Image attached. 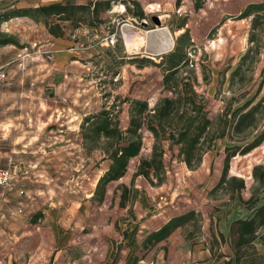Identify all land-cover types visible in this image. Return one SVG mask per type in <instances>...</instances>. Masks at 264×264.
<instances>
[{
	"label": "rangeland",
	"instance_id": "1",
	"mask_svg": "<svg viewBox=\"0 0 264 264\" xmlns=\"http://www.w3.org/2000/svg\"><path fill=\"white\" fill-rule=\"evenodd\" d=\"M56 1L68 9L47 19L57 31L52 34L56 39L51 40L62 45L58 48L81 51L76 54L78 61L61 76L58 90L40 93L37 125L53 135L55 149L50 156L40 152L37 171L16 170L14 177L24 189L19 195L38 199L39 208L32 213L47 217L44 223H35L62 237L59 242L55 236L52 242L53 248L60 245L65 249L59 256L62 264H203L201 254L194 250L204 247L211 251L212 264L233 258L229 230L224 239L219 232L234 219L252 215L242 202L264 195V182L252 174L254 165L264 164V137L245 154L230 157L227 174L221 178L226 147L241 148L264 133V9L243 16L248 5L264 0ZM2 8L0 4V70L8 71L9 78L0 80V90L4 89L2 94L0 91V114L6 115L7 102L14 103L8 110L11 114L16 111L15 102L33 100L39 94L21 88L28 84L32 69L43 63V55L36 58L37 49L49 48L43 45L42 29L33 24L40 18L37 13L32 12L27 23L13 20L6 24L16 9L6 12ZM131 17L141 22H134L140 28L135 30L168 26L174 43L186 31L182 40L187 64L180 67L178 80L180 86L191 82L208 98L213 125L204 137L200 164L188 168L167 151L160 182L154 175L151 180L134 175L153 142L151 133L142 127L138 155L129 159L121 177L105 185L99 199L96 184L110 163L106 154L130 135L126 129L132 101H145L148 109L159 97L172 94L163 83V64L159 62L173 48L154 57L143 46L126 51L123 42L128 32L113 46L103 43L106 31ZM21 60L26 73L23 80L20 70L12 71ZM50 102L54 105L46 104ZM45 117H50L47 128ZM105 122L114 128L113 136L99 130ZM24 175L29 177L22 178ZM241 180L244 186L238 188ZM179 214L187 215L184 224L160 244H143L141 230H151ZM31 227V222L25 225ZM259 233H264V226ZM253 243L257 253L247 251L239 264H250V259H254L252 264H264V239Z\"/></svg>",
	"mask_w": 264,
	"mask_h": 264
},
{
	"label": "trees",
	"instance_id": "2",
	"mask_svg": "<svg viewBox=\"0 0 264 264\" xmlns=\"http://www.w3.org/2000/svg\"><path fill=\"white\" fill-rule=\"evenodd\" d=\"M197 7H200V4H197ZM60 9L65 11L68 7L61 2L35 7L33 12L41 18L36 17L35 20H41L49 33L57 35V31L52 27L53 24L48 23L47 19L50 15L57 14ZM258 9H264V1L248 5L243 16L250 15ZM24 14L28 15V12L24 11ZM257 17L255 15L254 19L256 20ZM184 35H186V31L176 39L173 50L166 56L164 55L159 62V64H163V83L169 90H172V94L159 97L148 109L145 101L138 99L132 101L129 126L126 129L130 135L125 143H115L113 149L106 154L110 163L96 184L99 199L104 196L105 185L109 181L121 177L126 170L129 159L138 155L141 147V134L138 131L142 127L151 133L153 142L150 154L139 160L134 175H142L149 180H151V175H154L156 180L160 182L162 180L161 171L164 167L163 156L167 151L184 162L188 168L193 169L200 164L205 152L203 140L213 125V117L209 115L208 98L203 93L197 92L193 84L188 81H184L183 85L180 86L177 73L180 67L187 64V56L183 51L182 37ZM144 111H146L145 114H143ZM113 129L109 127L107 122L99 128L105 132L106 136H113L115 132ZM263 137L264 133L258 139L243 145L241 148L238 146L226 147L222 180L227 174L230 157L236 153L245 154L250 151L259 144ZM252 174L256 180L263 183L264 164L254 165ZM243 186L241 180L238 188ZM260 199L264 200V195L262 198L251 196L242 202L246 209L252 211V215L236 218L230 223L229 233L234 257L226 259L223 264H239L240 258L247 251L249 255L257 253L254 251L253 242L257 238L264 239V233H259V229L264 226V201L257 204ZM186 220L187 215L185 214L170 217L159 229L152 231L143 243H155L164 239L171 231L184 224ZM219 236L220 239H224L221 232H219ZM249 263H254V259H250Z\"/></svg>",
	"mask_w": 264,
	"mask_h": 264
},
{
	"label": "crops",
	"instance_id": "3",
	"mask_svg": "<svg viewBox=\"0 0 264 264\" xmlns=\"http://www.w3.org/2000/svg\"><path fill=\"white\" fill-rule=\"evenodd\" d=\"M53 2H60L56 0H20L15 3L9 4L6 0H0V4L3 7L1 10L8 12L12 8L16 9V13L9 16L8 21L19 20L23 23L30 21L29 17H32L31 13L35 7L40 5H47ZM24 11L28 12L24 14ZM34 13V12H33ZM35 21H39L36 22ZM33 24L41 31L43 40L46 42L43 44L53 51V58L51 61H45L41 59L43 63L38 64L35 69H32V75L28 78V84L22 87V91H35L37 94L33 100H20L15 102L16 111L8 112L10 108H13L14 103L5 106L6 112L8 114H0V166L7 167L14 173L16 170H20L25 173H34L40 166L41 157L40 152H44L50 156V153L55 149L52 145L53 135L50 133L42 132L40 127H38V122L40 118V93H50L54 90H58L60 87L61 76H64V71L70 66L78 61L79 56L76 54L81 51L75 48H58L61 44L53 42L52 39H56L47 30L44 23L41 20H35ZM38 60V59H37ZM42 66V67H41ZM20 69L12 70L16 73ZM8 72V71H7ZM20 72L22 80L25 78L26 73L24 71ZM58 77V78H57ZM9 78V73H8ZM8 80V79H6ZM8 86L9 83H6ZM1 94L4 89L1 88ZM7 92V91H6ZM1 104V100H0ZM52 104L53 102L46 103ZM51 105V106H52ZM2 108L3 106L0 105ZM27 110V111H26ZM46 128L51 124L50 117L44 118ZM63 136V135H61ZM55 137V136H54ZM3 144V146H2ZM22 178L29 177L28 175L21 176ZM31 181V179H30ZM36 181V179H34ZM25 182V181H23ZM18 187L21 184L17 181ZM25 184V183H24ZM24 192V189H23ZM26 193V192H25ZM92 193V192H91ZM90 193V195H91ZM17 188L6 190L0 187V264H62L61 256L62 252H65L64 247L56 246L53 248V239L57 238L60 242L62 238L59 236L58 232L53 231L48 233L46 230H41V225L36 222L42 223L47 219L46 215L34 214L33 211L38 209V199L35 197H30L27 195H19ZM21 209L20 212H17ZM169 219V218H168ZM168 219L162 221L160 224L152 228L151 230H141L144 239L152 232L160 228ZM33 227L25 228V225L30 224ZM229 230V226L225 229H221L220 232L226 235ZM165 239V238H164ZM164 239L155 242L160 244ZM66 242V240L64 241ZM145 243V244H155ZM144 244V243H143ZM198 251L200 256H202L203 264H212L214 259L211 257V251L209 248H198L194 250L196 254ZM52 253V254H51ZM27 254V255H25ZM90 256H87V262H89ZM144 262V260H139ZM61 262V263H60ZM75 261H72V263ZM70 264V263H69ZM185 264V262H183Z\"/></svg>",
	"mask_w": 264,
	"mask_h": 264
},
{
	"label": "bare ground",
	"instance_id": "4",
	"mask_svg": "<svg viewBox=\"0 0 264 264\" xmlns=\"http://www.w3.org/2000/svg\"><path fill=\"white\" fill-rule=\"evenodd\" d=\"M124 8L123 4H119L120 10H124ZM157 17L160 18L161 16L157 15ZM135 28L140 29L134 24L124 28L126 29L125 34L127 32L129 33V35H126L124 38L123 42L126 51L138 49L139 46H143L145 52L154 57L166 53L173 48L172 42H174V38L168 26L155 25L154 28L141 29V31L135 30ZM153 51H157L158 53L154 54Z\"/></svg>",
	"mask_w": 264,
	"mask_h": 264
},
{
	"label": "built area",
	"instance_id": "5",
	"mask_svg": "<svg viewBox=\"0 0 264 264\" xmlns=\"http://www.w3.org/2000/svg\"><path fill=\"white\" fill-rule=\"evenodd\" d=\"M140 21L145 22V18H141ZM134 22H138V21H136L133 17L127 18L122 23H120L119 27H115L106 31L102 36L103 43L107 46H113L120 37L121 38L124 37L125 34L124 31L126 30L124 28L128 26H132ZM138 23L141 24V22ZM42 55H43V59H46L47 61H51L53 58V53L50 49H37L36 58L38 59V56H42ZM18 56H20V54H18L17 57ZM17 68L20 69L21 71L24 70V65L22 60L18 62ZM6 79H8V72H6L5 70H0V80H6ZM0 187L6 190L17 188L19 193H23V189L18 187L17 181L13 178L12 170H10L7 167L0 166ZM18 211H21V209H18Z\"/></svg>",
	"mask_w": 264,
	"mask_h": 264
},
{
	"label": "water",
	"instance_id": "6",
	"mask_svg": "<svg viewBox=\"0 0 264 264\" xmlns=\"http://www.w3.org/2000/svg\"><path fill=\"white\" fill-rule=\"evenodd\" d=\"M153 20L155 21V23H158V18L156 16L153 17ZM167 32H168V30H167ZM168 34H169V32H168ZM172 46H174V42H172ZM153 53L156 54L158 52L157 51H155V52L153 51Z\"/></svg>",
	"mask_w": 264,
	"mask_h": 264
}]
</instances>
